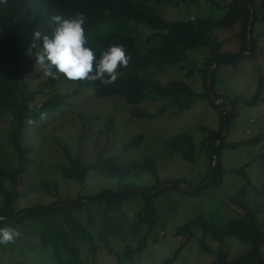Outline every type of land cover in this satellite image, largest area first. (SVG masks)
Listing matches in <instances>:
<instances>
[{
    "label": "trees",
    "instance_id": "trees-1",
    "mask_svg": "<svg viewBox=\"0 0 264 264\" xmlns=\"http://www.w3.org/2000/svg\"><path fill=\"white\" fill-rule=\"evenodd\" d=\"M178 0H7L0 2V114L12 118L9 119V131L5 134L6 148L12 149L14 161L12 164L0 162V227L29 223L30 230L37 236V245L32 248H40L38 252L46 254L50 262L47 264H99L97 257L100 252L114 254L110 239L116 238L125 241L124 249L116 255L122 264L123 260L133 261L138 255L145 252L150 242L157 241L153 236L157 231L159 214L156 199L167 188H175L191 195L197 192H188L179 186H167L157 191L165 181L160 178L155 157L146 154H137L126 159H114L105 157L103 151H98L95 160L90 163L81 160V150L74 153L67 147L65 151L68 164H57L65 179L78 182L80 185L88 174L98 175L99 178L117 180V189L101 188L90 197L81 192L76 195L62 194L52 180L41 183L42 193L49 199L43 204L41 201L32 206L18 208L22 195V178L28 174L34 146L29 140L31 128L42 124L44 120L56 115L60 111L69 110L70 101L84 95H90L93 99L117 96L127 104L132 105L130 114L134 117L148 118L146 122H153L158 114L163 113L170 106L177 112L189 109L197 97L207 98V103L217 111L220 124L216 129H210L203 125L200 129L206 136L200 141L199 147L204 149L209 165L207 175L196 188L211 174L213 162V150L216 155L215 167L211 180L204 187H219L221 185L222 171L220 168V154L225 147H237V143H224L225 135L220 137L224 113L221 110L224 104H217L211 100L206 86V76L210 64L218 57L211 74V87L214 89L215 73L222 64H234L240 59L252 57L255 52L264 57V49L258 43V39L264 36V31L255 32L257 26L264 24V0H207L213 12L200 17H186L177 21L163 19L152 7L151 2ZM228 1V2H227ZM253 11L252 26L250 29L251 41H248L246 33L248 23ZM82 12L86 21L85 34L89 38V46L96 51L97 56L101 49L111 43L122 44L130 56L127 68L119 69L121 75L114 84L104 85L99 81H72L60 76L74 89L66 96L54 94L39 104L34 103L39 94L46 96L42 88L34 91L29 89V76L35 70L34 56L27 54V49L32 41V33L35 30L42 34H51L55 23L51 20L53 15H61L65 18ZM135 20L156 30L159 37V45L150 47L146 52L138 50L135 37L129 33L114 29L111 33L102 34L99 29L102 25L114 26L120 22ZM239 24L237 33L240 42L239 53L221 52L222 44L219 41V31L234 27ZM251 42V44H249ZM256 43V46L254 44ZM206 48V56L200 68V74L204 86L203 92L197 94L185 81L173 79L162 83L153 72L142 76L140 72L161 65H174L183 62L186 53L198 47ZM252 50L249 54L244 52ZM38 50V49H37ZM35 51V50H33ZM230 56L232 60H228ZM55 71V69H53ZM56 79L48 77L40 85L53 86ZM264 91V76L258 78L257 86L250 98L234 97L228 99L234 111L229 115L230 121L235 114L236 103L254 105L262 99ZM215 96L216 93L213 90ZM153 94L152 99L164 100L168 103L159 108L157 112H148L138 106L140 102ZM218 97V96H217ZM220 98V97H218ZM225 111L227 107L225 106ZM46 113V118L41 119L40 114ZM31 117L36 122L28 124L26 120ZM81 133L85 131L83 115ZM33 125V126H32ZM32 126V127H31ZM112 130V119L105 122V130ZM144 138L142 132L133 136L123 149L137 148ZM264 132L257 133L249 142L251 147L260 148L257 154L264 165ZM162 153L166 157L178 155L181 159L193 162L197 154V144L193 137L186 132H179L161 140ZM162 154H160L161 156ZM6 162V161H5ZM92 172V173H91ZM244 184L242 191L251 190L244 201V206L237 198H230L234 204L242 208L239 216L227 219L223 231L216 225L212 216L198 213L184 224L177 226L175 235L184 236V247L191 238H197L200 250L209 252L208 240L216 241L218 249L212 264H264V181L258 185L252 183L251 178L241 167L237 170ZM143 175H149L151 181L135 179ZM177 179L174 182H181ZM242 195V194H241ZM93 198L86 202L84 199ZM138 198V199H136ZM51 199V200H50ZM136 199V200H135ZM157 234V233H156ZM151 236V237H150ZM226 236H231L248 244L237 255L230 257L226 249ZM44 256V257H46ZM40 258H42L40 256ZM169 256L164 264H171ZM40 261V260H39ZM16 264H30L28 260L18 261Z\"/></svg>",
    "mask_w": 264,
    "mask_h": 264
},
{
    "label": "rangeland",
    "instance_id": "rangeland-1",
    "mask_svg": "<svg viewBox=\"0 0 264 264\" xmlns=\"http://www.w3.org/2000/svg\"><path fill=\"white\" fill-rule=\"evenodd\" d=\"M216 1L221 2V0ZM151 5L163 19L168 21L219 13L211 10L207 0H178L176 4L173 1H161L151 2ZM114 29L133 35L141 53L146 52L150 47L159 45V37L155 35L157 31L139 21L127 20L114 26L102 25L99 32L108 34ZM238 31V23L232 28L219 31V41L222 44L221 52L233 55L239 53ZM262 31H264V24L255 29V32ZM258 43L264 49V36L258 39ZM251 50L249 48L244 53ZM206 51V48L200 46L194 50H189L183 62L169 66L154 65L140 72V75L144 76L153 72L163 84L173 79L182 80L189 84L193 91L200 94L203 92L204 86L199 70L202 68ZM230 57L228 60L233 59ZM263 76L264 57L255 52L251 58L240 59L231 65H220L215 73L213 90L218 97L227 100L239 96L247 99L254 93L258 78ZM47 79L48 77L44 76L39 65L35 64V70L28 78V88L34 91L41 87L46 96L41 97L37 94L35 96L37 100L34 103L39 104L54 94L64 95L63 99L68 101L66 96L74 88L61 77L56 79L53 86L40 85ZM83 94L75 98L74 101H70L72 104L69 110L60 111L56 115L53 114L37 127L31 126L29 140L34 146L33 162L28 174L22 178V195L18 202V208L29 207L31 204L40 201L43 204L49 202V199L43 195L41 186V183L47 180L55 182L58 191L62 194L71 196L81 192L84 196L90 197L101 188L113 187L112 190L117 189L115 186L117 180L106 177L101 179L98 175H90V173L83 185L65 179L61 170L57 168V164H68L62 146L67 147L72 153L80 149L81 160L86 163L95 160L100 150L103 151L105 157H113L114 159H126L135 157L137 154L151 155L158 161L159 176L165 183L184 179L186 182L180 181L193 187L205 178L208 173L209 160L204 149L198 146L206 136L200 126L216 129L220 124V117L217 115V111L207 103V98L197 97L192 107L182 111V113L168 106L163 113L157 115L153 122H146L148 118L132 116L129 113L132 105L127 104L121 97L111 96L93 99L89 94L84 96ZM153 97L151 94L138 106L148 112H157L159 108L168 103L167 99L158 100L152 99ZM258 101L254 105H244L239 101L236 103L237 113L228 122L226 135L224 134V143H237L238 145L237 147L228 146L221 150V185L212 188L211 186L204 187L205 184L197 195L181 192L171 187L165 189L156 199L159 219L155 227L157 234L154 233L153 236L157 237V241L150 242L145 252L138 255L133 261L125 259L122 264H164L169 256L173 257L171 264H212L218 249L216 241L208 240L210 250L203 252L200 250L197 238H191L184 247L181 246L185 237L175 235V231L177 226L184 224L198 213L212 216L216 225L223 231L227 219L243 213V207L234 204L231 199L237 198L238 195L244 206V201L251 191L248 190L243 193L244 181L237 170L244 167L245 172L255 185L264 181V165L256 157L260 148L251 147L249 146L251 143H246L257 133L264 132V91L262 99ZM224 108L225 106L221 107L223 113L225 112ZM233 111L234 109L231 110V113ZM80 114L83 115L86 127L82 133ZM110 118L112 119L111 132H101L105 130L106 120ZM8 131L9 119L0 114V162L2 164H12L14 161L12 149L6 148L5 134ZM140 132L144 134L141 144L137 148L134 146L130 149H123V146ZM179 132L190 134L197 144V154L193 162L185 161L175 154L166 157L162 153L161 140ZM261 151H264V147L261 148ZM160 154L162 155L160 156ZM141 179L144 181L152 180L149 175H143L135 180L140 181ZM12 227H15L21 235L15 243L0 244V264H16L21 260H28L30 264H47L43 261L50 262L46 254L38 252L39 247L36 250L32 248L34 245L38 246V241L37 236L30 231L32 226L29 223L24 222L12 225ZM110 240L114 254L109 255L100 252L97 257L99 264H118L120 261L116 253L121 252L127 242L119 241L114 237ZM225 240L230 257L248 247V244L231 236H226ZM261 251L264 255V248H261Z\"/></svg>",
    "mask_w": 264,
    "mask_h": 264
},
{
    "label": "clouds",
    "instance_id": "clouds-1",
    "mask_svg": "<svg viewBox=\"0 0 264 264\" xmlns=\"http://www.w3.org/2000/svg\"><path fill=\"white\" fill-rule=\"evenodd\" d=\"M0 2L6 4L7 0ZM51 20L55 23L51 34L33 31L32 41L27 49V54L34 56L35 64L39 65L44 76L53 79L63 76L72 81H99L104 85H111L120 77L119 69L127 68L130 56L122 44L111 43L101 49L97 56L96 51L89 46L84 28L86 17L82 12L67 18L53 15ZM40 118H46V113H41ZM26 122L31 125L36 121L29 117ZM3 219L4 217H0V220ZM20 235L9 222L0 227V244L15 243Z\"/></svg>",
    "mask_w": 264,
    "mask_h": 264
},
{
    "label": "water",
    "instance_id": "water-1",
    "mask_svg": "<svg viewBox=\"0 0 264 264\" xmlns=\"http://www.w3.org/2000/svg\"><path fill=\"white\" fill-rule=\"evenodd\" d=\"M229 1V0H228ZM252 15L250 17V20H249V23H248V27H247V30H246V33H247V36H248V39L249 41H251V37H250V29H251V26H252V20H253V11H251ZM251 44V42L249 43ZM245 54H249V52L245 53ZM232 58V57H230ZM223 58H216L212 61V63L210 64V67L208 69V72H207V76H206V86H207V89L209 91V94H210V97H211V100L214 102V103H217V104H224L226 107H227V110L224 112V124H223V130H222V133L220 135V137H222L226 132H227V127H228V116L229 114L231 113V110H233L231 104L228 102L227 99H224V98H218L217 96L214 95L213 93V90H212V87H211V74L213 72V69L217 63L218 60H221ZM228 59V58H227ZM220 100V101H219ZM215 162H216V155H215V151L213 150V162H212V171H211V174L210 176L203 182L200 184V186L196 187V188H190L187 184H185L184 182H178V183H165L164 185H162L157 191L159 192L162 188L164 187H167V186H179L181 187L182 189H184L185 191H188V192H197L202 186H204L205 184H207L211 178H212V172H213V169H214V165H215ZM93 198H86L84 199V201L86 202H89L91 201Z\"/></svg>",
    "mask_w": 264,
    "mask_h": 264
}]
</instances>
